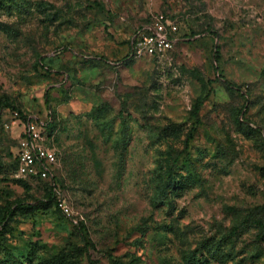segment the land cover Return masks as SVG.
Listing matches in <instances>:
<instances>
[{
    "label": "rangeland",
    "instance_id": "1",
    "mask_svg": "<svg viewBox=\"0 0 264 264\" xmlns=\"http://www.w3.org/2000/svg\"><path fill=\"white\" fill-rule=\"evenodd\" d=\"M159 15L172 48L130 56ZM0 264H264V0H0Z\"/></svg>",
    "mask_w": 264,
    "mask_h": 264
},
{
    "label": "built area",
    "instance_id": "2",
    "mask_svg": "<svg viewBox=\"0 0 264 264\" xmlns=\"http://www.w3.org/2000/svg\"><path fill=\"white\" fill-rule=\"evenodd\" d=\"M177 24L159 15L150 25L138 31L130 43V56H158L172 48ZM12 124H22L19 150L16 156V173L20 177L46 178L58 162V149L47 134V123L38 118L23 117L18 110L11 113ZM69 213L66 205L60 204Z\"/></svg>",
    "mask_w": 264,
    "mask_h": 264
},
{
    "label": "trees",
    "instance_id": "3",
    "mask_svg": "<svg viewBox=\"0 0 264 264\" xmlns=\"http://www.w3.org/2000/svg\"><path fill=\"white\" fill-rule=\"evenodd\" d=\"M20 113V112H19ZM23 116V115H22ZM24 117V116H23ZM50 135V133H48Z\"/></svg>",
    "mask_w": 264,
    "mask_h": 264
}]
</instances>
